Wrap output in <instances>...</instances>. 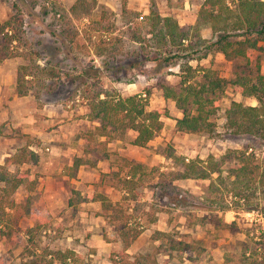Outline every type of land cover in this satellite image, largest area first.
<instances>
[{
  "label": "trees",
  "instance_id": "trees-1",
  "mask_svg": "<svg viewBox=\"0 0 264 264\" xmlns=\"http://www.w3.org/2000/svg\"><path fill=\"white\" fill-rule=\"evenodd\" d=\"M40 4L42 15L58 16L55 18L67 25L66 29H60L58 33L51 31V34L64 38L71 51L85 55L93 52L98 57L108 51L114 53L113 48L107 45L109 39H101L102 35L107 38L113 31L114 26L110 21L112 11L99 8L97 0H74L68 7L62 0H40ZM13 9L15 11L12 15L6 20H0V62L20 55L18 49L25 38L23 15L16 3H13ZM122 12L131 13L125 1L122 2ZM132 13L137 20L138 30L132 35V40L139 44L137 53L141 58H135L128 67L144 69L151 63L150 70L156 83L145 88L144 97L141 93L123 96L117 88L102 81L100 71L111 69L108 61L102 60L103 67H91L77 89H80V96L88 108L87 120L96 124L84 132L86 142L83 153L75 156L70 166L63 168L65 175L75 177L80 165L93 167L99 160L107 158L110 155L107 143L124 139L130 131L135 135L129 143L139 147H145L156 137L164 127L162 117H169V113L167 109L149 108L153 88L163 90L164 98L174 100L181 112L180 117L174 118L176 131L211 136L216 130L214 118L220 107L221 94L227 87H232L242 97L255 99L256 104L232 100L223 112L224 127L234 134L264 138V73L259 60L264 52V0H203L197 12L196 25L187 27L179 25L172 16H162L154 3L150 4L148 14ZM71 16L87 20L83 30H78L71 23ZM199 26L207 28L209 37L198 34ZM92 34L98 36L97 43L92 41ZM82 35L86 36V42L94 44V49L82 42ZM213 53H220L228 60H241L242 69L234 71L231 78H226L207 64L199 63ZM175 68L179 72V81L175 90H171L162 82L161 77ZM59 73L58 68L55 70L46 63L35 67L22 63L16 69L15 93L23 96L33 85L34 78L35 81L44 80L58 76ZM41 84L44 85L43 82ZM2 135L0 125V138ZM98 137H105V140H98ZM25 138L26 142L0 163V240L7 238L13 241L14 236H20L15 241L20 243V264H91L72 248L41 246V235L46 232L52 216L44 207L36 177L32 178L29 167H22L39 161V154L29 147L34 141L29 135H25ZM159 152L172 161L174 169L168 171L171 181L210 179L213 173H220L225 161L224 158L218 160L212 156L204 159L186 158L177 154L170 145ZM239 155L242 159L248 158L242 152ZM130 162L129 171L121 179L124 192L121 200L112 202L102 193L92 196V200L100 201L101 215L113 226L121 242V249L110 257L111 263L162 264L156 257L160 253L171 256L174 251L179 254L191 251L193 244L188 241L172 239L163 243L168 233L160 230H155L153 239L162 242L152 252L129 251L133 241L144 230V226L137 221L136 206L142 196L141 175L138 172L142 171L143 164L133 160ZM238 170L244 176L248 173L246 160ZM21 187L25 198L20 208L34 222L22 228L16 227L11 213L18 206L14 195ZM131 202L132 207L129 205ZM69 203H72L71 199ZM0 260L3 261V258L0 257ZM192 264L198 263L192 261Z\"/></svg>",
  "mask_w": 264,
  "mask_h": 264
},
{
  "label": "rangeland",
  "instance_id": "rangeland-1",
  "mask_svg": "<svg viewBox=\"0 0 264 264\" xmlns=\"http://www.w3.org/2000/svg\"><path fill=\"white\" fill-rule=\"evenodd\" d=\"M62 1L68 7L74 0ZM123 1L131 13L122 12ZM202 1L97 0L99 8L112 11L110 21L114 26L109 38L106 35L101 37L109 39L107 45L113 48L114 53L107 50L108 52L98 57L93 52L85 55L71 51L64 38L53 36L51 31L58 33L60 29H66L67 25L55 18L58 16L42 15L40 0H0V20H6L14 13L13 3L20 9L24 20L25 38L18 49L20 55L10 58L6 64L11 67L13 60L18 61L15 66L13 64V72L22 63H29L33 67L46 63L55 70L59 69L58 76L32 80L33 85L27 94H32L39 103L61 102L65 107L81 104L80 89L77 88L87 76L86 73L91 71V67L103 65L102 60L108 61L111 66L110 70L100 71L105 84L117 88L123 96L141 93L146 87L155 85L156 78L152 77L151 63L144 69L128 67L135 58H141L137 53L139 44L132 40V35L138 32L137 20L132 12L148 14L150 4L154 3L157 12L162 16H172L179 25L187 27L196 25L197 12ZM70 21L78 30H83L84 23H87L86 19L73 16ZM197 32L201 37H209L204 26H199ZM82 36V42L94 49V44L86 42V36ZM92 41L97 43L98 36L92 34ZM262 45L264 48V44ZM254 59L255 57L253 61ZM259 60L264 73V52ZM199 63H205L217 70L220 76L231 78L234 71L242 69L243 62L228 60L220 53H213ZM169 71L161 80L169 89L175 90L179 72L176 68ZM115 78L119 80L114 81ZM152 91L149 108L167 109L171 118L179 113L175 101L164 98L163 90L156 88ZM9 96L11 98L12 93ZM232 100L256 104L255 99L242 97L232 87H227L219 99L220 107L214 118V135L177 132L171 128V121L167 120L166 130L157 137L155 144H150V148L133 150L136 157L144 155L148 158L142 171L138 172L141 175L142 196L136 202L137 221L144 226L145 232L133 242L132 253L152 252L158 243L153 240V235L155 230L160 229L168 233L162 240L163 243L181 239L193 244L191 251L175 253L165 258L166 261L159 254L156 255L164 264H192V261L198 264H264V138L234 134L224 127L223 112ZM134 134L132 131L128 132L123 141L129 143ZM21 137L25 140V137ZM168 145L186 158L204 159L212 156L218 160L224 158L225 161L220 173H213L210 179L171 181L168 171L174 169L172 161L159 152ZM240 152L248 155V158H240ZM124 157L126 155L113 154L117 170L102 173L100 180H94L88 190L103 192L108 183L120 189V175L128 171L131 165L130 161L125 162ZM245 160L248 163V173L244 176L238 169ZM14 198L18 206L11 213L16 227L33 225V220L26 217L20 208V203L25 198L22 187L16 191ZM72 199L77 201L78 195L73 193ZM97 204L98 206L89 204L86 207H48L52 218L46 232L41 235V246L72 248L91 264H112L110 257L121 249V242L113 226L101 215L100 203ZM129 205L132 207L133 203ZM18 237L20 236H14L13 241L7 238L0 240V257L3 258L0 264H20V243L15 242Z\"/></svg>",
  "mask_w": 264,
  "mask_h": 264
},
{
  "label": "crops",
  "instance_id": "crops-1",
  "mask_svg": "<svg viewBox=\"0 0 264 264\" xmlns=\"http://www.w3.org/2000/svg\"><path fill=\"white\" fill-rule=\"evenodd\" d=\"M9 59L2 61L0 66V125L3 130V135L0 138V163L26 142V138L24 140L21 136L29 135L30 139L34 141L29 147L39 154V161L33 165L25 164L23 166L31 168V176L32 178L36 177L38 181L37 188L42 192L44 207H47V209L48 207H86L89 204L98 206L97 203H100V201L92 200V196L98 193L107 196L112 202L121 200L119 197L120 195L122 197L124 192L122 188L117 189L114 184H106V188L103 190L104 193L96 190L90 191L88 188L93 185L94 180H100L102 173L106 174L117 170L113 154L114 156H117V154L126 155L124 157L125 162L133 160L142 164L146 163L148 156L141 155L136 157L133 150L150 148L152 146L150 144H155L157 137L161 133L163 134V130H166L167 120L171 121L169 124L175 130L174 118L181 116L179 114L181 112L178 111L179 113L173 118L170 115L169 117H162L164 127L145 147L131 145L124 142L123 139L110 140L107 143V149L110 152L107 158L99 160L93 167L80 165L76 176L69 177L64 174L63 168L70 166L75 156L82 155L86 142L83 134L88 129L93 128L96 123H91L87 120L88 108L83 99L81 104L74 107H69L68 105L65 107L61 102L39 103L29 93L23 96L17 95L13 92V82L16 80V70L13 72V64L15 66L18 61L13 60L11 67H9L10 65L6 64ZM11 93L12 96L10 98L9 95ZM156 108L160 107L150 109ZM97 139L105 140V137H98ZM126 173L127 171L121 174V178ZM73 193L78 195V200L74 201L72 199V203H69ZM49 212L51 213L50 210ZM144 230L141 234L145 232ZM154 241L158 242V245L161 240ZM132 245L129 248L130 252ZM175 253L177 252L174 251L173 254ZM159 255L165 261L171 257L161 253ZM158 261L162 263L159 259Z\"/></svg>",
  "mask_w": 264,
  "mask_h": 264
},
{
  "label": "built area",
  "instance_id": "built-area-1",
  "mask_svg": "<svg viewBox=\"0 0 264 264\" xmlns=\"http://www.w3.org/2000/svg\"><path fill=\"white\" fill-rule=\"evenodd\" d=\"M141 95L144 97L146 94L143 92V93H141Z\"/></svg>",
  "mask_w": 264,
  "mask_h": 264
}]
</instances>
